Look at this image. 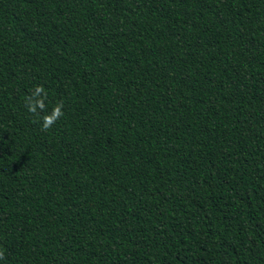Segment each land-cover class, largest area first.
I'll return each mask as SVG.
<instances>
[{
  "label": "trees",
  "instance_id": "trees-1",
  "mask_svg": "<svg viewBox=\"0 0 264 264\" xmlns=\"http://www.w3.org/2000/svg\"><path fill=\"white\" fill-rule=\"evenodd\" d=\"M0 253L264 264V0H0Z\"/></svg>",
  "mask_w": 264,
  "mask_h": 264
},
{
  "label": "clouds",
  "instance_id": "clouds-1",
  "mask_svg": "<svg viewBox=\"0 0 264 264\" xmlns=\"http://www.w3.org/2000/svg\"><path fill=\"white\" fill-rule=\"evenodd\" d=\"M44 89L42 86H38L36 89H35V94H39L41 92H43ZM39 107L41 109H43L45 107L44 103L42 101L39 102ZM61 108H62V105H57L51 114L49 115H45L43 117V124H42V127L44 130H47L49 129L53 123L63 114L62 111H61ZM28 111L31 112V113H35L36 112V105L32 104V102L29 100V108H28ZM3 253H0V257H2Z\"/></svg>",
  "mask_w": 264,
  "mask_h": 264
}]
</instances>
